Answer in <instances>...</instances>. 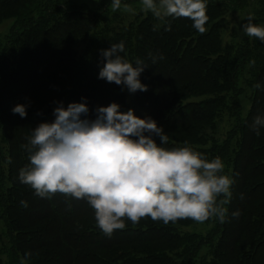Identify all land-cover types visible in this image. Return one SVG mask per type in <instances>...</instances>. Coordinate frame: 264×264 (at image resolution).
Returning <instances> with one entry per match:
<instances>
[{
  "label": "trees",
  "instance_id": "1",
  "mask_svg": "<svg viewBox=\"0 0 264 264\" xmlns=\"http://www.w3.org/2000/svg\"><path fill=\"white\" fill-rule=\"evenodd\" d=\"M253 1L262 7L253 23L264 26V0H206L207 31L200 34L189 18L161 22L139 11L116 27L120 17L108 21L107 7L99 14L59 0H0V22L15 20L0 42V223L7 238L0 235V264H264V127L259 135L253 130L254 118L264 117V42L221 39L225 11ZM121 41L122 56L147 65L140 80L148 90L134 93L130 105L123 86L98 79L100 50ZM245 92L251 106L243 115ZM59 102H86L90 119L97 107L116 102L162 126L169 137L163 147L187 141L209 160L219 156L234 180L225 222L125 220L109 238L85 200L35 195L18 179L29 164L22 145L39 123L55 119ZM17 104L28 105L25 118L12 112ZM224 116L232 126L221 137Z\"/></svg>",
  "mask_w": 264,
  "mask_h": 264
},
{
  "label": "clouds",
  "instance_id": "2",
  "mask_svg": "<svg viewBox=\"0 0 264 264\" xmlns=\"http://www.w3.org/2000/svg\"><path fill=\"white\" fill-rule=\"evenodd\" d=\"M110 9L136 14V9L122 0H111ZM139 10L161 22L169 17L189 18L200 34L207 31L206 0H139ZM253 20L249 14L242 31L250 39L264 42V26ZM158 28L159 24L153 26L154 31ZM124 52L123 41L100 50L103 61L98 79L123 86L129 93L146 92L148 86L140 75L147 65L141 58L133 64L121 55ZM156 59L152 57V62ZM27 107L17 104L12 112L25 118ZM120 109L116 102L99 106L95 118L90 119L86 102H72L67 107L59 102L53 110L55 119L39 123L28 143L22 145L29 164L19 170V181L41 198L51 199L60 193L85 200L94 211L97 227L109 238L114 231L126 228L125 220L133 225L144 218L165 225L186 219L224 223V205L234 180L224 174L222 159L209 160L187 141L182 147L165 148L162 145L169 143V137L154 119L140 118L131 108ZM261 127L264 117L256 116L253 130L257 135ZM20 203L28 206L27 201Z\"/></svg>",
  "mask_w": 264,
  "mask_h": 264
},
{
  "label": "rangeland",
  "instance_id": "3",
  "mask_svg": "<svg viewBox=\"0 0 264 264\" xmlns=\"http://www.w3.org/2000/svg\"><path fill=\"white\" fill-rule=\"evenodd\" d=\"M62 3L65 4H73L76 7L82 8L85 11L89 12H97L99 14H102L103 8H108V12L110 16H108V21H112L114 19L119 20L117 22L116 27H123L127 26V24L134 20L136 15L138 14L139 10V3H133L132 0H122L123 3L130 4L132 7L136 9V14L131 13H124L122 10L112 12L110 9V3L111 0H59ZM215 1H221V0H215ZM43 7V3H40V8ZM261 4L259 2L253 1L250 2L247 6L241 8V9H227L224 13L225 16V23L221 28V39L224 43H231L239 41L243 36L245 35L242 31L243 25L247 23V16L249 14H252L254 16V20L257 18V15L259 11L261 10ZM38 11H33V15H36ZM143 13V12H142ZM145 15V13H143ZM253 20V21H254ZM107 21V20H106ZM106 21L102 24L105 25ZM105 23V24H104ZM15 24V20L13 18H8L0 22V42H4L6 39V36H8ZM123 92L125 93V99L127 105H130L131 101L133 100L134 93H129L126 88H123ZM250 92H245L244 95L240 99V107L242 109V114L245 115L250 106H251V99L249 98ZM129 108L124 109L123 111H127ZM232 126L231 120L228 121V118L224 116L222 120H218L217 122V129L221 131L220 136L223 137L225 132L230 129ZM222 140V139H221ZM210 144H207L206 147H209ZM204 227L199 226L198 229ZM0 235L2 236L4 242L7 241V238L4 234V228L2 224L0 223ZM8 247V245H6ZM7 249V248H6ZM6 252V250H5ZM207 252V249H202L201 254H205ZM6 253H4L3 258ZM8 256H5V259L7 260Z\"/></svg>",
  "mask_w": 264,
  "mask_h": 264
}]
</instances>
